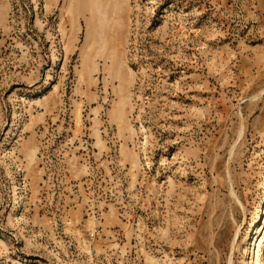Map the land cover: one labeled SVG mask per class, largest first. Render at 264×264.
Instances as JSON below:
<instances>
[{"label":"rangeland","instance_id":"rangeland-1","mask_svg":"<svg viewBox=\"0 0 264 264\" xmlns=\"http://www.w3.org/2000/svg\"><path fill=\"white\" fill-rule=\"evenodd\" d=\"M0 264H264V0H0Z\"/></svg>","mask_w":264,"mask_h":264},{"label":"bare ground","instance_id":"bare-ground-1","mask_svg":"<svg viewBox=\"0 0 264 264\" xmlns=\"http://www.w3.org/2000/svg\"><path fill=\"white\" fill-rule=\"evenodd\" d=\"M90 1H92V0H90ZM89 2V1H88ZM96 4V3H95Z\"/></svg>","mask_w":264,"mask_h":264}]
</instances>
